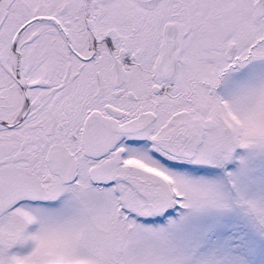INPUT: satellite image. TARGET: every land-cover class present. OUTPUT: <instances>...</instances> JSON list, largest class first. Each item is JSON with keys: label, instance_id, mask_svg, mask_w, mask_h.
<instances>
[{"label": "snow or ice", "instance_id": "obj_1", "mask_svg": "<svg viewBox=\"0 0 264 264\" xmlns=\"http://www.w3.org/2000/svg\"><path fill=\"white\" fill-rule=\"evenodd\" d=\"M0 264H264V0H0Z\"/></svg>", "mask_w": 264, "mask_h": 264}]
</instances>
